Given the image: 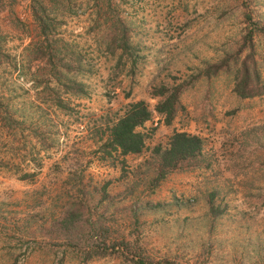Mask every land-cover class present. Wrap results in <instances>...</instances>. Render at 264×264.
<instances>
[{
  "label": "rangeland",
  "instance_id": "obj_1",
  "mask_svg": "<svg viewBox=\"0 0 264 264\" xmlns=\"http://www.w3.org/2000/svg\"><path fill=\"white\" fill-rule=\"evenodd\" d=\"M263 27L264 0H1L0 264H264ZM177 133L203 151L165 168Z\"/></svg>",
  "mask_w": 264,
  "mask_h": 264
},
{
  "label": "trees",
  "instance_id": "obj_2",
  "mask_svg": "<svg viewBox=\"0 0 264 264\" xmlns=\"http://www.w3.org/2000/svg\"><path fill=\"white\" fill-rule=\"evenodd\" d=\"M260 31L264 33V27L260 29ZM124 32L125 31H123V35ZM118 40L123 39L118 38ZM122 46L125 51L130 48L127 43ZM240 74L242 75L237 82L236 93L241 98H251L254 96L255 91L251 89L252 81L250 68L248 66H243ZM257 75L258 73H256V76ZM258 84L260 85V79ZM181 93L182 87L172 89L162 88L158 93L159 96H164L165 100L158 105L156 110L165 117V122L168 125L172 123L178 112ZM151 117L152 113L145 102L141 101L132 104L127 113L112 128L111 141L108 146L115 151H120L121 154L125 156L140 154L145 147V136L137 132V129L148 122ZM158 151L161 154L163 166L165 168L175 169L182 161H187L199 156L203 151V141L198 136L189 135L187 133H177L172 138L168 150L163 153L161 149ZM164 176L165 174L161 178Z\"/></svg>",
  "mask_w": 264,
  "mask_h": 264
}]
</instances>
